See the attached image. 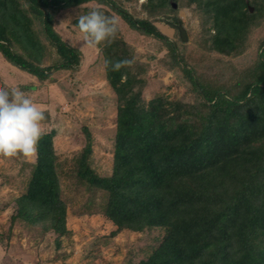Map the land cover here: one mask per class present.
Returning a JSON list of instances; mask_svg holds the SVG:
<instances>
[{
  "label": "trees",
  "instance_id": "16d2710c",
  "mask_svg": "<svg viewBox=\"0 0 264 264\" xmlns=\"http://www.w3.org/2000/svg\"><path fill=\"white\" fill-rule=\"evenodd\" d=\"M92 1L112 10L105 15L114 12L131 28L162 40L169 69L180 67L182 60L154 19L169 22L170 12L196 5L212 16V50L229 55L243 50L247 33L264 17V0H145L141 17L125 9L121 0H0L1 54L40 80L50 77L52 68H74L81 51L56 30V17ZM80 16L74 19L77 27ZM121 38L117 32L111 42ZM49 45L59 58L44 66ZM125 45L129 66L113 71L105 64L119 102L114 171L101 176L89 165L91 133L86 129L78 177L106 191L105 215L118 230L170 228L142 264H264V46L253 66L229 64L234 78L209 73L201 79L183 66L199 103L157 96L145 106L140 98L145 80L131 68L135 49ZM105 60L119 61L104 55ZM54 158L52 133L46 132L27 191L18 198L19 214L31 222L49 219L48 228L61 234L66 231V208Z\"/></svg>",
  "mask_w": 264,
  "mask_h": 264
},
{
  "label": "rangeland",
  "instance_id": "374dc122",
  "mask_svg": "<svg viewBox=\"0 0 264 264\" xmlns=\"http://www.w3.org/2000/svg\"><path fill=\"white\" fill-rule=\"evenodd\" d=\"M144 1L121 0V4L141 17L145 15L141 6ZM87 8L112 12L106 5L92 1L60 11L56 17V30L81 51L80 63L74 68H52L50 77L40 80L12 65L0 53V88L19 87L45 109L43 127L45 133H52L59 196L66 208V231L61 234L48 228L49 219L31 222L22 217L18 198L27 191L37 152L30 157L0 155V264H142L170 232L167 226L152 225L141 230H118L105 215L106 191L91 187L77 175L88 140L86 129L91 133L89 165L101 176H110L114 171L119 102L107 79L104 55L127 60L125 42L135 49L136 62L131 68L140 80H145V84L141 81L140 98L148 106L157 96L199 103L201 99L192 90L186 70L192 69L201 79L209 73V77L219 73L234 78L229 64L241 69L253 66L264 46V17L247 33L243 50L228 55L209 45L211 14L196 5L180 7L166 16L169 22L154 19V24L176 44L182 60L180 67L169 69L163 61L168 52L163 41L131 28L114 12L120 21L118 36L122 42L108 43L102 49L82 42L83 34L74 19L86 14ZM175 19L181 22L177 26L172 24ZM57 58L55 48L49 45L44 66H53ZM236 76L239 78L240 73Z\"/></svg>",
  "mask_w": 264,
  "mask_h": 264
},
{
  "label": "clouds",
  "instance_id": "9594fccd",
  "mask_svg": "<svg viewBox=\"0 0 264 264\" xmlns=\"http://www.w3.org/2000/svg\"><path fill=\"white\" fill-rule=\"evenodd\" d=\"M82 42L90 47L111 42L119 30V18L107 16L100 9H92L78 19ZM129 60L109 61L113 71L129 66ZM45 109L37 105L19 87L0 88V155L14 157L23 154L34 156L45 129Z\"/></svg>",
  "mask_w": 264,
  "mask_h": 264
},
{
  "label": "water",
  "instance_id": "95a60500",
  "mask_svg": "<svg viewBox=\"0 0 264 264\" xmlns=\"http://www.w3.org/2000/svg\"><path fill=\"white\" fill-rule=\"evenodd\" d=\"M251 10H253V8L251 7ZM181 36H182V38H186V36H185V32H184V29L183 28H181Z\"/></svg>",
  "mask_w": 264,
  "mask_h": 264
},
{
  "label": "crops",
  "instance_id": "0c3cea01",
  "mask_svg": "<svg viewBox=\"0 0 264 264\" xmlns=\"http://www.w3.org/2000/svg\"><path fill=\"white\" fill-rule=\"evenodd\" d=\"M1 53V52H0ZM6 64L8 65L9 63L8 62H6Z\"/></svg>",
  "mask_w": 264,
  "mask_h": 264
}]
</instances>
